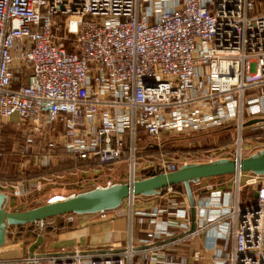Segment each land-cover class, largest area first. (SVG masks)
Returning a JSON list of instances; mask_svg holds the SVG:
<instances>
[{
    "label": "built area",
    "instance_id": "1",
    "mask_svg": "<svg viewBox=\"0 0 264 264\" xmlns=\"http://www.w3.org/2000/svg\"><path fill=\"white\" fill-rule=\"evenodd\" d=\"M255 9L254 0H0V125L15 119L22 176L18 184H0V193L40 191L23 176L30 162H62L75 175L125 160L132 182L140 147L157 156L141 168L146 178L172 173L198 163L169 157L166 140L231 125L232 159H243L245 115H264V14L249 17ZM202 157L213 162L194 153L195 162ZM242 184L253 187L252 200L240 196ZM232 187L206 186L208 197L194 202L203 227L192 232L190 206L174 201L172 186L157 195L163 203L136 214L145 234L140 246L132 242L130 197L122 248L35 254L25 262L188 264L176 248L216 225L214 264H264V176L237 172Z\"/></svg>",
    "mask_w": 264,
    "mask_h": 264
},
{
    "label": "crops",
    "instance_id": "2",
    "mask_svg": "<svg viewBox=\"0 0 264 264\" xmlns=\"http://www.w3.org/2000/svg\"><path fill=\"white\" fill-rule=\"evenodd\" d=\"M14 121L15 119L12 118L11 120L6 121L3 125H11ZM252 121H256V123L251 124L250 127L252 128L256 126L261 129V132L263 133L264 115H260ZM256 139L259 138L257 137ZM221 150L222 149H218V151ZM262 150L263 148L250 154L253 155L256 154V152L259 153ZM244 154V158H246L248 155L246 156V153ZM232 158L233 156L221 159ZM193 163L206 162L200 161ZM20 166L21 165H19L20 171L18 173H21ZM25 166L27 167L28 165ZM227 177L228 176L203 179L198 182V185L196 183L191 184L190 188L194 202L203 203L205 201L209 195V192L206 191V186L211 185L215 190H224L227 188L228 183L231 182V180H227ZM144 178L146 177H139V179ZM21 180L22 176L19 175L11 181H0V184L15 185ZM123 182L126 183L127 178L126 180H123ZM174 201L179 206L189 205V201L184 190L176 192ZM158 203H163V200H160L159 196L136 197L133 206L134 219L131 228L132 242L135 246H140V240L145 238V234L141 232V227L136 222V214L146 213ZM7 210L12 211L10 200L7 204ZM128 213L129 208L125 205V203H123L118 209L108 211L106 219H100L96 214L64 215L45 220L43 223L10 227L7 229L5 244L3 247H0V264H26L25 260L29 258V248L39 236L42 237V244L34 251L35 254L38 255L122 248L127 243L129 237ZM187 217L191 226L190 210L188 211ZM171 222L179 225V222L173 220H171ZM202 223V219L199 217L198 213L195 212V229L202 228ZM172 231L176 235L181 233L180 229L175 227H172ZM217 235V226L210 225L209 227L203 229L193 241H190L184 246L177 247L176 251L187 254L188 264H214L212 257L215 253V249L212 244ZM222 243L223 241L221 239H217V244ZM167 260L176 261L175 256L171 255L167 257ZM132 264H143V261L140 258H135Z\"/></svg>",
    "mask_w": 264,
    "mask_h": 264
},
{
    "label": "rangeland",
    "instance_id": "3",
    "mask_svg": "<svg viewBox=\"0 0 264 264\" xmlns=\"http://www.w3.org/2000/svg\"><path fill=\"white\" fill-rule=\"evenodd\" d=\"M256 3V9L253 12H249L248 16L262 15L264 14V0H254ZM65 26V25H64ZM253 96V94H252ZM244 129L241 133L243 140L242 150L246 153V156H251L250 153L258 151L264 147V132L261 129L250 126L251 120L245 115ZM259 139H256V138ZM21 133L12 123L11 125H0V179L5 181L13 180L16 176H19L20 158L16 154V149L20 143ZM237 139L236 131L233 126L225 127V130L215 135L214 132H208L203 135H195L190 137H173L166 140L163 144V149L169 157L175 158H188L190 161H197L194 158V153L199 152L203 154H209V158L214 160H221V158L232 157L235 153L236 146L235 141ZM145 142L143 137L137 138V145L141 146ZM218 149H222L218 151ZM140 154L137 158V164L135 167V173L137 179L139 177H146L147 171H140L143 166H147V162L152 159H156L157 156H151L152 153H146L142 147L138 149ZM250 150V151H249ZM34 149L33 152H35ZM258 153V152H256ZM245 156V154H244ZM247 156V157H248ZM191 157V158H190ZM201 161L206 162L208 159L202 157ZM32 160V159H30ZM65 163H56L45 168H39L29 163V166L24 168V177L28 179V183L31 185L40 184V191H37L34 187L27 196L14 197L10 196V203L13 210H27L37 207L46 203V200L52 198L51 201H59L64 198L91 190L95 187H105L106 185L114 183H124L123 180L127 178L128 165L125 160L117 162L114 166L101 167L92 166L87 172H78L75 175H71L66 170ZM140 171V174H139ZM227 180H231L228 183L227 188L224 190H233L232 182L233 175H228ZM121 181V182H120ZM10 183V182H9ZM240 190L241 197H247L248 200L253 199V187H247L242 184ZM36 190V191H34ZM11 189L8 190V193ZM7 192V191H6ZM59 196V197H56ZM251 202V201H250ZM127 205V204H125ZM39 264H47L40 262Z\"/></svg>",
    "mask_w": 264,
    "mask_h": 264
},
{
    "label": "water",
    "instance_id": "4",
    "mask_svg": "<svg viewBox=\"0 0 264 264\" xmlns=\"http://www.w3.org/2000/svg\"><path fill=\"white\" fill-rule=\"evenodd\" d=\"M256 121H251L254 124ZM237 172L264 176V150L239 161L221 159L209 163L182 166L175 172L159 174L126 183H114L105 187L68 196L60 201L44 203L27 210L8 211L9 197L0 193V247L5 244L7 229L28 224L43 223L45 220L64 215H94L102 211L116 210L130 197L157 196L162 190L182 185L189 201L191 213L190 231H194V200L190 185L203 179L233 175ZM257 197V193L254 194ZM42 244V237L29 248V257Z\"/></svg>",
    "mask_w": 264,
    "mask_h": 264
},
{
    "label": "trees",
    "instance_id": "5",
    "mask_svg": "<svg viewBox=\"0 0 264 264\" xmlns=\"http://www.w3.org/2000/svg\"><path fill=\"white\" fill-rule=\"evenodd\" d=\"M223 130H225V128H218V129L213 130L212 132H214V134L217 135V134H219ZM0 181H3V179H0ZM174 187H175L176 191H183L184 190L182 185H175Z\"/></svg>",
    "mask_w": 264,
    "mask_h": 264
},
{
    "label": "bare ground",
    "instance_id": "6",
    "mask_svg": "<svg viewBox=\"0 0 264 264\" xmlns=\"http://www.w3.org/2000/svg\"><path fill=\"white\" fill-rule=\"evenodd\" d=\"M52 199V198H51ZM60 201V200H59Z\"/></svg>",
    "mask_w": 264,
    "mask_h": 264
}]
</instances>
